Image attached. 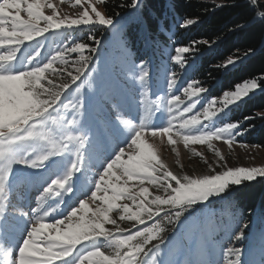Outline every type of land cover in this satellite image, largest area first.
<instances>
[{"label":"rangeland","instance_id":"1","mask_svg":"<svg viewBox=\"0 0 264 264\" xmlns=\"http://www.w3.org/2000/svg\"><path fill=\"white\" fill-rule=\"evenodd\" d=\"M54 2L59 6L60 15L73 17L78 10L72 7L70 0L62 4L59 0ZM45 12L51 14V10ZM51 33H45L25 45L14 66L19 68L37 50L38 55H34L33 62L42 63L70 38L78 42L81 38L73 36L70 30ZM121 45L120 35L114 29L95 54L94 75L91 77L94 87H84L79 94L83 108L79 115V109L76 110L74 122L44 117L41 121L28 124L36 115L33 113L32 116H25V119L12 123L17 116L25 114L13 115L11 109L6 110L3 90L0 88V215L7 212L12 216L8 221L12 226L11 232H4L0 237L16 239V230L22 223L26 221L22 226L24 229L30 223L22 234L19 250L10 249V239L7 245L0 244V264H5V261L10 264H115L108 238L119 230L118 226L128 228L131 224L123 218L116 219L118 213L112 211L117 206L116 200L106 190L116 187L112 183L116 173L108 175L110 169L105 168L101 172V168L128 143L133 127L166 126L169 114L165 101L169 95H178L184 101L180 105L181 110L189 100L183 95L182 88L187 84L181 79H177L173 88L168 87L173 79L167 65L171 45L159 46L155 51L147 49L149 64L137 61L135 58L138 54L124 46L122 50ZM5 50L0 48V51ZM160 51L164 52L165 58L157 61ZM141 68L147 72V77L138 81ZM208 92L200 95V102L191 113L184 114L185 118L202 111L207 99L212 97ZM253 94L250 93L239 104ZM239 104H233L232 107ZM228 111L226 109L225 113ZM226 114H221L217 126L226 123ZM117 116L127 121L128 125L119 123ZM147 138L159 158L176 174H211L209 165L215 168L218 162L207 144L190 143L186 148L182 142L169 144L167 137L161 139L157 135L153 138L150 132ZM212 143L225 157L229 167L264 166V152L257 148L241 146L236 142L231 148L223 141ZM102 144L104 149L101 148ZM190 149L201 153L203 159L193 155ZM42 168L44 170L39 172ZM75 177L81 179L78 188L81 192L70 186ZM116 178L119 180L118 176ZM31 188L33 190L30 194L28 190ZM149 190L155 194L154 189L150 187ZM25 191L32 201L30 209ZM69 202L67 210L58 216L63 204ZM60 203L63 204L58 208ZM213 207L218 208L219 205ZM206 211L197 212L193 221L179 231L168 233L166 242L144 264H225V249L233 243L231 237L239 223H229L220 230L202 233L190 225L203 223ZM253 222L248 223L244 229V238L234 245L243 249L240 264H264V251L259 239L260 233L264 232V223L257 220ZM245 247H248L249 252H245Z\"/></svg>","mask_w":264,"mask_h":264},{"label":"snow or ice","instance_id":"2","mask_svg":"<svg viewBox=\"0 0 264 264\" xmlns=\"http://www.w3.org/2000/svg\"><path fill=\"white\" fill-rule=\"evenodd\" d=\"M64 2L65 0H59L61 4ZM70 2L73 8L78 9L73 17L60 15L59 6L54 0H0V48H6L5 51H0L2 81L0 88L3 90L6 110L11 109L13 115L25 114L17 116L12 123L25 119V116H32L33 113L36 115L28 124L41 121L44 117L53 120L69 119L74 122L76 110L79 109V115L83 108L79 94L84 87L89 89L94 87L91 80L94 75L93 64L103 36L94 35L91 31L87 36V42H78L70 38L58 46L42 63L33 62L34 55H38L37 50L19 68L14 66L22 48L45 33L59 34L60 30L82 27L106 29L115 26L114 17L107 14L108 0ZM140 3L141 0H128L127 3L121 0L117 7L136 9ZM245 3L252 10L248 20L264 21V0H246ZM45 10H51V14H46ZM195 22L193 18H186L180 27L187 28ZM215 42L216 40L211 39L193 40L190 45L176 48L190 49L198 44L211 48ZM121 48L123 50V45ZM176 48L173 56L176 55ZM251 52L252 49L246 51L244 57ZM241 59L239 55H229L222 64L217 65V68L234 66ZM173 61L181 66L186 63L184 59L180 62L174 59ZM169 75L174 77L168 85L171 89L178 81L175 73ZM146 77L147 72L141 68L137 80L143 81ZM258 89H264V74L245 79L242 83H235L233 90H224L222 95H213L207 99L202 111L185 118L184 114L191 113L200 102V95L208 91V88L201 86L199 81L193 80L182 88L183 95L189 98L182 110L180 105H183L184 101L178 95H169L165 101L169 114L166 126L152 128L137 125L132 128L128 143L101 168V172L105 168L110 169L108 175L116 173V176L112 177V183L116 187L106 189L116 200L117 206L112 211L118 213L116 219L123 218L131 224L128 228L118 226L119 230L108 238L115 264H144L153 252L166 242L168 233L187 226L193 221L195 214L202 210H207L204 213L205 221L190 225L202 233L214 232L229 223L239 221L240 210L225 193L229 186L264 178V166L229 167L225 157L214 148L212 141H223L229 148L234 142L239 143L237 137L242 136L248 128L241 130L240 121L223 123L222 126H217V121L221 119L222 113L226 114V109L230 110L233 104H239ZM44 109L47 111H43ZM256 118L245 116L243 119L248 121ZM258 118L264 120V111L258 114ZM117 121L128 125V122L119 116ZM149 132L153 138L157 135L161 139L167 137L169 144L182 142L186 148L190 143L207 144L208 149L218 158L216 167L209 165L211 174L199 176L174 173L159 158L153 145L148 143ZM190 150L193 155L201 156L203 159L201 153L195 149ZM173 151L176 149L173 148ZM150 187L155 190V194L150 192ZM88 195L90 193L86 196ZM216 197L220 199H215ZM217 204L218 208L213 207ZM249 214H252L251 209ZM11 218L7 212L0 215V234L11 232L12 226L8 223ZM260 219L264 222V216ZM247 227L248 221L239 223L231 237L233 243L225 249V264H240L239 258L243 254V249L234 245L236 241L244 238V229ZM259 239L264 251V232L260 233ZM0 244L7 245L3 239H0Z\"/></svg>","mask_w":264,"mask_h":264},{"label":"trees","instance_id":"3","mask_svg":"<svg viewBox=\"0 0 264 264\" xmlns=\"http://www.w3.org/2000/svg\"><path fill=\"white\" fill-rule=\"evenodd\" d=\"M123 2L127 3L128 0ZM245 2L246 0H141L136 9H131L117 7L121 0H108L107 14L114 17V27H82L70 31L73 36H81L79 42H87L90 31L94 35H102V46L110 32L115 29L123 46L138 54L135 59L148 64L150 55L147 49L155 51L159 46L171 45L168 71L175 73L176 78L186 84L193 80L199 81L201 86L208 87L209 96H218L222 95L224 90H233L235 83H242L245 79L264 74V21L248 20L252 10ZM186 18H193L196 22L187 28L180 27ZM201 39L216 42L211 48L203 44L190 49L176 48ZM175 48L176 55L173 56ZM249 49H252V52L244 57V53ZM160 52L157 61L165 58L164 52ZM229 55H239L242 59L234 66L217 68ZM173 59L178 62L184 59L186 63L181 66ZM262 111L264 89H258L241 104L232 107L224 120L226 123L240 121L241 130L248 128V131L237 137L239 143L264 152V120L258 118ZM245 116L257 118L245 121ZM225 195L230 196L240 210L238 223L245 220L250 224L255 220L261 221L260 217L264 216V178L229 186ZM256 224L257 222L255 228Z\"/></svg>","mask_w":264,"mask_h":264},{"label":"bare ground","instance_id":"4","mask_svg":"<svg viewBox=\"0 0 264 264\" xmlns=\"http://www.w3.org/2000/svg\"><path fill=\"white\" fill-rule=\"evenodd\" d=\"M23 179H24V177H23ZM27 188H29L28 186H27ZM78 188H79V186H78ZM26 192V191H25ZM23 195H24V193H23ZM26 199H27V204L29 205L30 204V200H29V196H28V192H26ZM66 204L67 203H64L63 204V208H65L66 207ZM31 205V204H30ZM26 207H27V205H26ZM30 208V207H29ZM26 221H24L23 223H22V225H21V227L20 228H18L17 230H16V239H13V240H11V244H12V246L18 241V239H19V237H20V235L23 233V230H24V227H22L23 225H24V223H25ZM28 224V223H27ZM5 264H10L9 262H6L5 261Z\"/></svg>","mask_w":264,"mask_h":264}]
</instances>
